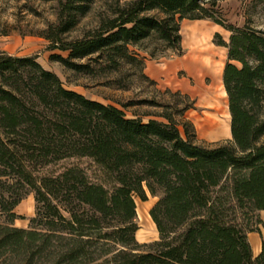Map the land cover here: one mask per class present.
<instances>
[{
  "label": "trees",
  "instance_id": "trees-1",
  "mask_svg": "<svg viewBox=\"0 0 264 264\" xmlns=\"http://www.w3.org/2000/svg\"><path fill=\"white\" fill-rule=\"evenodd\" d=\"M41 1L54 19L35 34L68 52L52 58L118 89L137 74L155 83L144 41L180 55L184 19L225 28L229 38L217 32L214 43L227 49L232 142L197 143L188 105L142 100L162 108L159 118L129 117L66 88L37 56L0 51V264H264V245L255 256L248 237L264 226V28L253 21L264 0L249 3L243 26L221 16L218 0H115L76 36L93 0ZM70 159H89L94 174L56 169ZM32 193L36 214L16 226ZM149 195L159 239L140 243L136 197Z\"/></svg>",
  "mask_w": 264,
  "mask_h": 264
},
{
  "label": "rangeland",
  "instance_id": "rangeland-1",
  "mask_svg": "<svg viewBox=\"0 0 264 264\" xmlns=\"http://www.w3.org/2000/svg\"><path fill=\"white\" fill-rule=\"evenodd\" d=\"M252 0H218V7L221 16L229 23L243 26L247 20V7ZM115 0H93L91 11L81 18L74 36L80 35L85 29L93 28L103 13H109ZM54 4L41 0H0V51H4L18 56H37L38 61L47 69L56 72L65 84V87L78 91L88 98L98 100L105 104H114L127 112L129 117L138 113L147 121L149 117H157L162 111L158 105H153L147 101H157L159 103H179L180 107L189 106L184 112V116L194 126L196 131V142L204 145H218L232 142L231 116L226 90L222 81V67L227 59L226 49L214 43V36L217 32L228 39L230 32L220 25H216L211 20H183L181 22V33L183 37V54L193 55L203 52L209 56L211 62L204 69L205 72L199 76L190 70H180L174 79L184 78L189 93L175 88L158 85L157 82L143 78L140 74L130 77L127 83L129 88L118 89L113 84L104 83V77H91L80 75L66 68L60 61L53 59L54 54L67 56L68 52L61 50H51L50 41L35 33L46 26L48 20L54 19ZM254 24L264 28V9L258 8L253 16ZM200 30L198 36L202 45L198 41L194 30ZM204 33V34H202ZM197 41V45L195 42ZM210 44V48L208 45ZM193 46V49H191ZM144 50H139L131 46L134 51L139 50L141 56L153 59L170 58L177 54L164 48V45L156 40L149 39L142 43ZM212 50V52H211ZM153 53L154 55H151ZM188 55V56H189ZM187 59V58H186ZM208 70V71H207ZM146 73V71L144 70ZM114 77H118L115 74ZM180 93V94H178ZM187 96V97H185ZM139 102L134 106H124L125 103ZM264 140V138H263ZM78 164L88 169L90 175L94 174V167L89 159H70L63 161L56 166L57 170H62L64 166ZM33 193L30 196L33 197ZM157 201V197L149 195L148 200L142 201L136 197L137 222L139 230L136 237L140 243L152 242L159 239V232L156 224L150 215V209ZM24 218L20 222L29 227L30 218L36 214V201L29 199V195L23 201ZM264 220V211L259 212ZM260 227L261 232H248L249 240L255 245L254 237H258L264 245V226ZM262 245V247H263ZM255 255V254H254ZM96 264V263H95Z\"/></svg>",
  "mask_w": 264,
  "mask_h": 264
},
{
  "label": "crops",
  "instance_id": "crops-1",
  "mask_svg": "<svg viewBox=\"0 0 264 264\" xmlns=\"http://www.w3.org/2000/svg\"><path fill=\"white\" fill-rule=\"evenodd\" d=\"M186 20V19H184ZM204 20V19H203ZM218 25V24H216ZM195 32V37L197 39L195 40H199L198 36L201 35V31L198 30H194ZM204 34V33H202ZM197 41L195 42V45L199 44L202 45V41ZM183 42V39H182ZM197 43V44H196ZM183 47V45H182ZM208 47L210 48V44L208 45ZM223 47V46H222ZM191 49H193V46H191ZM226 48L224 47V50ZM212 52V50H211ZM184 53V52H183ZM190 54V53H189ZM188 53L185 54H173L171 55L170 58H161V59H153V58H145V71L146 74L153 79L155 82H157L158 85H163L169 88H175V89H179L181 91H186V92H190L188 87L186 86V83L184 81V78L182 79H178L179 82H174L177 79H174L175 76L178 75L180 70H190L193 73H197L199 76H201V74L203 72L206 71V69H210L211 67H207V64L209 65L211 62V54H209V56L205 55L203 52L200 53H196V54H191L189 55ZM226 54H227V49H226ZM189 55V56H188ZM187 58V59H186ZM227 61V59H226ZM226 61H224L223 63V67H222V81H223V70L226 64ZM205 69V71H204ZM207 70V71H208ZM224 85V83H223ZM30 198H34L35 197L33 195L30 196L29 195V199ZM24 201V200H23ZM23 201L16 207L15 212L20 214V215H24V207H23ZM20 218L16 219L15 221V225L19 226V227H27L26 224L21 223L20 222ZM255 240V245H253V252L255 254V256H257L261 250H262V245L263 242H260V246H258V241L259 238L258 237H254Z\"/></svg>",
  "mask_w": 264,
  "mask_h": 264
}]
</instances>
